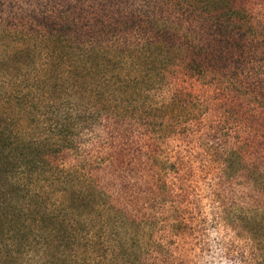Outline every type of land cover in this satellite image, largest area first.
<instances>
[{
	"label": "rangeland",
	"instance_id": "1",
	"mask_svg": "<svg viewBox=\"0 0 264 264\" xmlns=\"http://www.w3.org/2000/svg\"><path fill=\"white\" fill-rule=\"evenodd\" d=\"M0 264H264V0H0Z\"/></svg>",
	"mask_w": 264,
	"mask_h": 264
},
{
	"label": "trees",
	"instance_id": "2",
	"mask_svg": "<svg viewBox=\"0 0 264 264\" xmlns=\"http://www.w3.org/2000/svg\"><path fill=\"white\" fill-rule=\"evenodd\" d=\"M206 10V8H204ZM237 26V25H236Z\"/></svg>",
	"mask_w": 264,
	"mask_h": 264
}]
</instances>
